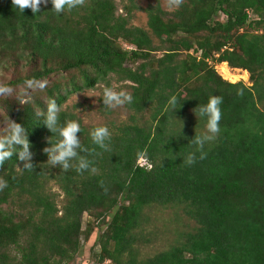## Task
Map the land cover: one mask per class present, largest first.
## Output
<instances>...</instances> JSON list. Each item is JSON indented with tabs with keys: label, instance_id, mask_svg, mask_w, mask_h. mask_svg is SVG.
Here are the masks:
<instances>
[{
	"label": "trees",
	"instance_id": "obj_1",
	"mask_svg": "<svg viewBox=\"0 0 264 264\" xmlns=\"http://www.w3.org/2000/svg\"><path fill=\"white\" fill-rule=\"evenodd\" d=\"M51 8L42 4L33 15L0 0V72L11 69L0 86L27 88V79L57 75L25 98L0 97V116L25 128L34 164L19 169L14 152L0 166L8 184L0 191V264H69L81 252L83 213L109 217L98 239L100 262L264 264V0H183L170 11L155 1L144 8L147 28L130 24L135 0H126L121 13L115 0H87L61 14ZM223 62L247 71L251 84L222 78L215 65ZM112 78L133 97L125 105L131 122L107 126L111 150L104 151L89 136L97 125H82L62 106ZM173 95L175 110L167 104ZM210 95L223 97L220 133L205 145V159L185 166L194 150L189 141L204 131L192 110ZM49 98L61 108V124L80 123L82 146L96 150L87 158L97 174L47 163L42 150L57 136L37 113ZM140 158L150 168L139 166ZM50 181L64 195L61 207ZM153 204L182 206L196 226L179 244L140 258L134 231ZM91 230L85 228L86 238Z\"/></svg>",
	"mask_w": 264,
	"mask_h": 264
},
{
	"label": "clouds",
	"instance_id": "obj_2",
	"mask_svg": "<svg viewBox=\"0 0 264 264\" xmlns=\"http://www.w3.org/2000/svg\"><path fill=\"white\" fill-rule=\"evenodd\" d=\"M51 3V10L56 14H61L65 11H72L76 8L86 6L87 0H11L12 6L18 9L21 13L25 9H31L33 15L40 11L42 4ZM183 0H166V6L170 9L179 8ZM24 85L28 89H33L34 86L39 89H44L47 86V81H35L27 79ZM12 94V90L0 86V95L8 96ZM237 95H243V89L237 90ZM100 98L103 105L108 109L123 107L133 102L132 95L126 90H116L111 86L105 85L102 88ZM223 97L210 95L204 104L197 105L192 111L196 117L204 121V131L197 134L189 141L193 146V151L188 152L184 158L185 166H192L197 159L203 160L207 157L204 151L205 145L213 142L220 133V121L222 118L221 104ZM177 97L171 96L167 101L168 106L175 110L177 105ZM181 105V104H180ZM60 106L56 99L49 98L45 104V108L37 113L38 117L43 118L44 126L57 139L53 142L50 137L47 138L48 145L43 148V152L47 155V163L56 167L59 166L62 171L67 172L71 168H75L77 173L85 171L91 174H97L98 169L94 166V162L89 160L87 156L96 154L95 148L89 149L83 147L78 133L81 132L80 123L76 120H66L63 124L59 121ZM0 127V166H3L6 160H10L13 153L16 152L18 161L22 162V166H17L21 170L32 171L34 164L32 163L33 153L30 151V143L27 139V133L24 127L19 123L7 118L2 122ZM92 143L104 151H110L111 132L106 125H97L90 129L89 132ZM19 145L17 150L14 146ZM83 152L87 155H81ZM199 153V156H197ZM72 161H76L73 165ZM8 186L7 181L0 178V191H3ZM99 187L107 194L108 188L103 181L99 182Z\"/></svg>",
	"mask_w": 264,
	"mask_h": 264
},
{
	"label": "rangeland",
	"instance_id": "obj_3",
	"mask_svg": "<svg viewBox=\"0 0 264 264\" xmlns=\"http://www.w3.org/2000/svg\"><path fill=\"white\" fill-rule=\"evenodd\" d=\"M155 1H158L164 10H172L166 6V0H135L138 8L132 10L130 24L147 28V16L144 8L148 4L154 3ZM115 2L118 7V13H121L122 5L126 3V0H115ZM122 45L126 47V45ZM228 68L232 73H235L238 76V79H236L234 82L242 81L246 85L251 84L249 81V73L247 71H245L246 79H243L241 77L242 71H236L234 68L229 66ZM215 69L220 74L219 64L215 65ZM2 71L6 72H0V84L2 81H7L11 75V69ZM56 77L57 75H54L49 79H45L44 81H47L48 83L50 80H53ZM126 85L127 84L124 82H120L115 78H112L109 86L115 88L118 91L126 90L129 92V89ZM104 86V83H99L93 89H86L71 95L63 104L62 108L75 113L79 118L80 123L87 127L92 125H118L120 123L131 122V111H129L126 106L108 109L103 105V101L100 96ZM34 89L37 90V87L34 86L33 89L20 87L17 89H12L11 95H0V97H7L11 101H14L17 98H25L28 93ZM144 118H148L147 112L143 115V119ZM4 121H6V119L0 116V127L3 126L2 122ZM47 189H49L50 192L55 196L58 207H61L64 202V195L59 189L58 185L55 182L50 181L47 185ZM108 220L109 217L107 216L101 220L94 219V217L89 216L87 213H83L81 218L82 233L80 235L81 252L80 254H77L74 260H72L69 264H106L107 260L102 262L98 260V239L102 231L105 230V225ZM88 226H91L92 230L89 237L86 238L84 233L85 228ZM195 226V222L185 215L183 208L180 205L162 206L153 204L144 207L141 224L134 231L137 236V241L134 243V247L140 258L152 256L159 251L165 250L172 245L182 242L183 235L192 231ZM111 264L113 263L111 262Z\"/></svg>",
	"mask_w": 264,
	"mask_h": 264
},
{
	"label": "bare ground",
	"instance_id": "obj_4",
	"mask_svg": "<svg viewBox=\"0 0 264 264\" xmlns=\"http://www.w3.org/2000/svg\"><path fill=\"white\" fill-rule=\"evenodd\" d=\"M235 69V68H234ZM236 71H239V72H241L242 73V78L243 79H246V74H245V71H243V70H239V69H235ZM219 72H220V74H221V76L224 78V79H226V80H228V81H232V82H234L236 79H238V76L235 74V73H232L231 71H230V69L228 68V66H227V64L226 63H220L219 64ZM239 74V73H238Z\"/></svg>",
	"mask_w": 264,
	"mask_h": 264
},
{
	"label": "built area",
	"instance_id": "obj_5",
	"mask_svg": "<svg viewBox=\"0 0 264 264\" xmlns=\"http://www.w3.org/2000/svg\"><path fill=\"white\" fill-rule=\"evenodd\" d=\"M137 164L139 165V166H146V167H148V168H150V165L147 163V161L145 160V159H143V158H140L138 161H137ZM106 264H111V262L108 260L107 262H106Z\"/></svg>",
	"mask_w": 264,
	"mask_h": 264
},
{
	"label": "crops",
	"instance_id": "obj_6",
	"mask_svg": "<svg viewBox=\"0 0 264 264\" xmlns=\"http://www.w3.org/2000/svg\"><path fill=\"white\" fill-rule=\"evenodd\" d=\"M225 63V62H224Z\"/></svg>",
	"mask_w": 264,
	"mask_h": 264
}]
</instances>
